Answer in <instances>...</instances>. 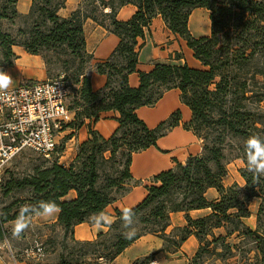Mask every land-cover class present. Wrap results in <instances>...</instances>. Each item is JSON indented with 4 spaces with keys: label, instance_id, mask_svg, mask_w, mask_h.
<instances>
[{
    "label": "trees",
    "instance_id": "obj_1",
    "mask_svg": "<svg viewBox=\"0 0 264 264\" xmlns=\"http://www.w3.org/2000/svg\"><path fill=\"white\" fill-rule=\"evenodd\" d=\"M30 1L29 12L20 15L17 0H2L0 21L22 18L28 27L19 28L16 37L0 31L1 66L12 67L16 59L13 46L41 56L45 66L50 63L45 55H55L66 85L70 79L77 86L76 98L69 107L66 105L73 118L64 128L77 130L85 125L89 137L78 146L71 164L59 163L62 150L58 147V156L43 159L47 165L36 167L28 176L9 179L5 193L28 189L30 194L1 210L0 225L43 213L45 205L55 203L60 209L57 224L63 230L62 247L67 240L80 247L76 258L61 255L56 264H109L146 234L160 238L164 242L162 250L170 253L194 236L198 249L189 264H197L203 255L228 260L238 249L248 254L242 248L247 240L255 245L253 264H264V232L244 223L250 216L249 202L254 198L264 200V177L257 179L253 171L241 169L243 188L237 184L226 188L222 184L227 175L223 154L226 136L241 142L237 148L246 165L247 140L258 136L264 144V0H87L89 13L79 7L67 18L58 15L66 0ZM126 5H133L135 13L128 21L117 20L118 10ZM198 8L209 13L210 34L195 38L188 29V18ZM106 9L108 12H104ZM157 16L192 50L202 69L168 63L156 64L147 73L137 71V39L144 37ZM87 19L119 39L110 57L95 65L96 73L106 78L97 91L92 90L86 71L92 60L85 50L83 25ZM132 73L139 77L136 88L128 84ZM172 89L179 90L180 102L191 112L183 128L203 140L202 152L189 156L184 164L174 160L172 169L144 185L147 195L130 209L129 219L123 218V211L116 210V221L106 224L100 218L104 209L129 191L132 156L156 147L157 140L181 120L180 112L175 111L149 128L136 110L154 107ZM251 104L256 107L251 108ZM109 111L119 114L118 128L105 139L92 129V124ZM214 127L220 129L217 137L212 136ZM211 188L219 194L217 201L205 196ZM70 191L75 192V198L64 199ZM201 209H209L210 213L197 219L188 214ZM176 212L184 213L186 226L174 230L179 235L166 234L170 214ZM262 212L264 203L258 207V221ZM133 221L139 228L127 238L126 234L133 231H121L120 227ZM82 223L107 226L108 232L99 234L94 241H76L73 230ZM220 228L225 234L215 235L213 231ZM231 239L237 243H231ZM153 258L154 254L133 264H146ZM244 260L251 261L246 257Z\"/></svg>",
    "mask_w": 264,
    "mask_h": 264
},
{
    "label": "crops",
    "instance_id": "obj_2",
    "mask_svg": "<svg viewBox=\"0 0 264 264\" xmlns=\"http://www.w3.org/2000/svg\"><path fill=\"white\" fill-rule=\"evenodd\" d=\"M82 0H66L64 8L58 11L61 18H67L70 14L80 7ZM31 6L30 0H17L16 10L20 15H26ZM106 11H108L106 9ZM136 8L133 5H126L118 10L116 19L119 21H128L135 13ZM188 29L195 38L208 36L210 34L209 13L205 9H194L188 18ZM85 37V50L92 55V60L87 67V74L90 78V86L93 91L101 89L106 78L95 71V65L106 61L119 39L98 25L91 19H87L83 25ZM136 51L138 52L137 71L150 72L156 64L182 65L186 63L189 67L202 69L201 64L194 59L193 52L186 43L178 36L172 34L165 26L160 16L155 17L148 29L144 31V37L137 39ZM12 52L16 56L14 67L6 70L8 74H15L18 79H34L40 81L45 77L44 62L38 56H33L24 51L20 46H13ZM9 85L7 88L15 87ZM128 84L132 88L139 85L137 73L128 76ZM179 111L181 120L177 127L173 128L167 135L161 137L156 142V147H150L145 151L136 153L132 156L130 165V174L132 181L129 185V191L123 197L108 205L100 218L106 224H112L116 221L115 211H123L125 208L132 209L143 201L147 195L144 185H149L151 180L157 174L172 169L175 162L184 164L189 156H199L202 152V141L194 135L193 132L185 130L183 124L191 119V112L188 107L180 102V92L172 89L164 93L162 98L152 108L142 107L136 110L137 116L149 128H154L161 122L167 120L169 116ZM72 118L73 114L71 113ZM119 114L114 111L104 112L96 123L92 124V129L98 132L103 138L107 139L113 135L118 128L117 118ZM87 127L73 130L63 128L57 134L58 147L61 146V155L59 163L69 165L73 162L77 148L80 144L88 140ZM61 141V142H60ZM233 183L244 187V180L238 172L230 173L223 179L224 187H230ZM206 198L209 201L219 199L218 192L211 188L206 191ZM75 192L70 191L64 199H74ZM252 199L248 206L250 216L244 220L247 227L256 229V214L259 203L253 204ZM252 204V205H251ZM59 213V212H58ZM58 213L46 215L45 212L35 215H29L20 220L8 222L5 227H14L18 222H27L30 227L28 236L33 245L47 238L60 240L63 236L62 228L57 224ZM210 213L209 209L192 210L188 214L192 219L202 218ZM186 226L185 215L183 212L171 213L169 225L165 231L166 234L172 233L175 229ZM108 232L107 226L96 223H82L74 227L73 237L76 241H94L101 233ZM215 235H224L223 228L213 231ZM234 236V235H233ZM233 238V237H232ZM232 240V239H231ZM38 246V245H37ZM164 242L151 234L140 237L132 245L126 248L116 259L109 264H133L154 254L152 261L146 264H189V260L198 249V242L194 236H189L176 252L163 251ZM12 255V261H3L0 264H17Z\"/></svg>",
    "mask_w": 264,
    "mask_h": 264
},
{
    "label": "rangeland",
    "instance_id": "obj_3",
    "mask_svg": "<svg viewBox=\"0 0 264 264\" xmlns=\"http://www.w3.org/2000/svg\"><path fill=\"white\" fill-rule=\"evenodd\" d=\"M1 4H2V0H0V6ZM80 8L83 11L88 12V13L91 10V7L88 5L87 0H82L80 2ZM104 12H108V11L105 10ZM98 15L100 14L97 13V16ZM26 27H28V24L24 23V20L22 18H15L13 20H1L0 21V31L8 33L13 37H16L19 28L25 29ZM16 39H19V37H17ZM45 56L47 57V59L50 60V63H48L47 66L44 65L45 77L41 79L40 81L53 80L57 78L60 75V73H62L61 64L58 62H55L56 56L53 55L52 53H48ZM38 57L42 59L41 56H38ZM2 60L3 59L1 55V49H0V70H3L6 72V70L9 68L6 66L4 67L1 66V64L3 63ZM14 65H15V62H13L12 67H14ZM10 76L12 77V83L10 85H15L18 82L29 83V84L39 82L34 79H30V80L21 79L20 80L17 78L15 74L14 75L11 74ZM67 85H68V95H67L66 105L67 107H69L72 101L76 98L74 97L75 96L74 91L77 90V86L73 84L72 80L70 79L67 80ZM250 106L251 108L256 107L255 104H251ZM262 107H264V103H262ZM219 130L220 129H216V127H214V130L212 131V136L217 137L219 134ZM203 134H204V131L200 132L201 136H203ZM201 141L203 145V140ZM239 144H241L239 140L232 139L230 136H226L224 139L223 154L225 155V158H226L225 162H226L227 174L229 171L230 173L238 172V174L240 175L239 171L241 169L247 170V165L242 160L243 153L239 151V149L237 148ZM60 147L61 146L59 145V148ZM43 164H45V161L41 157H39L38 155H36L35 153L31 151L23 152L21 155L16 157L10 163V165L8 166V168L6 169L2 177V183H1L2 186L0 187V213L3 208L9 206V204H11L12 202H18L19 200L23 198H28L30 194L28 189L12 190L8 193H5L6 182H8V180L11 178L17 179V178H22L24 176H28L33 173L36 167L42 166ZM45 165H47V163ZM254 171L255 169H253V172ZM261 176L264 177V175H261ZM234 184L236 183H233L232 185ZM238 187L240 186L238 185ZM254 203L256 204L259 203L260 205L264 203V200L255 199L253 200V203H252L253 205L252 204L251 205L254 206ZM16 207L17 205L12 208V211H14ZM24 224H25V227L21 229L19 232L15 231V226L5 227V225L3 226L0 225V262L1 263L3 261L11 262L12 255L15 257L16 262H18L17 264H56L59 261V257L61 255H64L65 257L70 258L68 254H71L72 259L76 258L79 255L78 251L80 247L74 244L73 242H71L70 240H67L64 244L65 247H62V238L60 240L55 239V238H47L42 242L38 241L36 243V246L37 245L41 246L44 252V256L40 260L36 261V260L23 259L20 256L21 250L25 248L26 246L33 245V243L30 242L28 231L26 230L31 225H29L27 222H24ZM120 228H121L120 229L121 231H136L138 230L139 225L133 221L131 223H127V225H121ZM256 228L261 233L264 232V212H262L261 215L259 216V221L256 219ZM173 232L175 235H179L178 232L176 231H173ZM231 243H237V240L233 239ZM242 248L248 254H244L238 249V250L233 251V257L228 260H220L217 257L203 255L197 264H251V263L253 264L255 262L254 261L255 245L246 240L243 242ZM244 257L249 258L251 261L244 260ZM191 259L189 260V262L191 261Z\"/></svg>",
    "mask_w": 264,
    "mask_h": 264
},
{
    "label": "built area",
    "instance_id": "obj_4",
    "mask_svg": "<svg viewBox=\"0 0 264 264\" xmlns=\"http://www.w3.org/2000/svg\"><path fill=\"white\" fill-rule=\"evenodd\" d=\"M67 95L63 74L0 90V183L10 163L25 151L44 160L58 156L57 134L72 120ZM20 256L37 261L44 252L41 246L30 245Z\"/></svg>",
    "mask_w": 264,
    "mask_h": 264
},
{
    "label": "clouds",
    "instance_id": "obj_5",
    "mask_svg": "<svg viewBox=\"0 0 264 264\" xmlns=\"http://www.w3.org/2000/svg\"><path fill=\"white\" fill-rule=\"evenodd\" d=\"M12 83V77L3 70H0V90L6 89ZM246 156H247V170L253 172L254 177L257 179L259 176L264 175V144L261 143V139L258 136L250 137L246 142ZM60 211L59 207L55 203H49L44 206V212L46 215H51L53 213H58ZM131 210L125 208L123 210V218L129 219V212ZM25 227L23 222H18L15 225V231L19 232ZM127 238L135 235V231L126 234Z\"/></svg>",
    "mask_w": 264,
    "mask_h": 264
}]
</instances>
